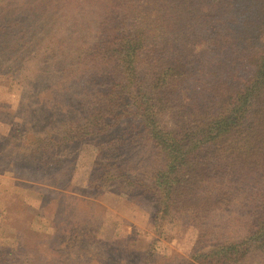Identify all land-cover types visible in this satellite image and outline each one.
Masks as SVG:
<instances>
[{"label": "trees", "instance_id": "16d2710c", "mask_svg": "<svg viewBox=\"0 0 264 264\" xmlns=\"http://www.w3.org/2000/svg\"><path fill=\"white\" fill-rule=\"evenodd\" d=\"M11 3L0 0V48L10 51L36 42L16 33L25 23ZM100 7L94 45L78 50L92 97L59 125L64 134H42L30 154L25 144L16 153L41 164L36 149L113 133L114 146L142 137L152 157L147 181L120 169L112 183L151 198L156 219L178 210L190 219L235 200L258 213L244 238L205 247L185 264L264 260V0H102Z\"/></svg>", "mask_w": 264, "mask_h": 264}, {"label": "rangeland", "instance_id": "374dc122", "mask_svg": "<svg viewBox=\"0 0 264 264\" xmlns=\"http://www.w3.org/2000/svg\"><path fill=\"white\" fill-rule=\"evenodd\" d=\"M101 1L6 4L25 23L16 33L36 42L0 48V264H185L205 247L241 240L257 223V211L239 200L190 219L180 210L156 219L151 198L112 183L120 169L147 181L152 157L142 137L114 146L113 133L36 149L41 164L16 153L42 134H64L59 125L92 97L78 50L96 41Z\"/></svg>", "mask_w": 264, "mask_h": 264}]
</instances>
